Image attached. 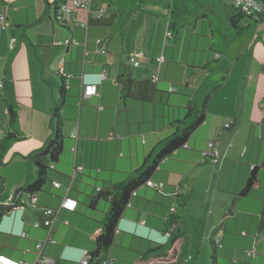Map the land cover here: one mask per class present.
Returning <instances> with one entry per match:
<instances>
[{"label":"crops","instance_id":"0c3cea01","mask_svg":"<svg viewBox=\"0 0 264 264\" xmlns=\"http://www.w3.org/2000/svg\"><path fill=\"white\" fill-rule=\"evenodd\" d=\"M89 1V10H77L71 21L60 24L55 21L56 5L48 0H0L9 21L0 37V81L6 79L9 64L24 136L0 166V207L37 181L30 155L52 136L55 104L65 87L60 161L50 170V182L37 203L0 221V256L28 264H83L87 252L95 250L94 237L110 209L109 200L99 195L136 177L159 142L177 130L176 121L189 103L194 106L196 90L211 77L204 70L211 59L223 64L226 76L208 102L206 119L187 146L152 174L151 180L163 188L145 185L132 196L118 222L109 264H192L187 253H195L194 248L200 250L195 264H202L208 238L233 264L245 259L240 244L255 246L256 254L264 251V229L259 231L264 166L254 190L241 195L254 166L264 163V17L241 20V27L252 28L224 46L233 16L225 21L205 10L186 17L175 30L170 26L174 0L164 10L137 0L141 3L125 16L115 0ZM216 38L222 47L214 45ZM69 39L78 44L59 45ZM99 41L106 54L99 52ZM133 56L138 67L130 62ZM62 61L72 78L60 74ZM129 79H157L154 103L127 97ZM87 83L98 84V95L81 100ZM229 122L231 128L224 129ZM10 131L1 93L0 139ZM211 142L219 163L202 164ZM206 167L208 173L203 172ZM68 189L79 202L76 211L61 210L53 228L55 243H45L48 230L35 223L43 221V209L61 208ZM183 196L187 200L180 210ZM241 209L254 217H242ZM177 214L180 219L170 230L178 237L166 242V223ZM194 224L203 233L198 246H193ZM39 243H45L42 250ZM259 261L264 262L254 257L252 264Z\"/></svg>","mask_w":264,"mask_h":264},{"label":"trees","instance_id":"16d2710c","mask_svg":"<svg viewBox=\"0 0 264 264\" xmlns=\"http://www.w3.org/2000/svg\"><path fill=\"white\" fill-rule=\"evenodd\" d=\"M133 1V0H132ZM115 0L113 4L120 7V16H125L130 14L139 5L136 4L135 0ZM189 1L192 5H189ZM194 2V4H193ZM173 6L170 9L172 24L171 29L178 28L183 25L186 17L196 15L201 11H210L218 15L221 14L222 20L230 21L229 16H233V25H231L232 30L229 35L225 36L224 46L230 41L238 36L249 31L252 26L241 27L239 23L244 18L254 20L250 17L245 16L240 11L236 10L232 5L226 3L222 0H174ZM229 12H232L231 14ZM202 13V12H201ZM229 13V14H228ZM187 15V16H186ZM198 19V16L196 17ZM101 18H99L100 20ZM124 24H121L122 27ZM215 24H212V26ZM210 63V62H209ZM208 63V64H209ZM10 68L9 64L6 67V79L3 81L4 89L3 102L6 110V115L8 117V125L11 129L4 138L0 139V166L4 164L6 154L11 149L13 144L22 140L24 138L19 125L18 111H17V101L14 89V84L12 79L9 77ZM157 81L155 80H132L129 79L126 83V96L129 98H134L146 103H154L155 92L157 91ZM221 81H211L210 78L205 80L199 88L196 90L193 96V104L190 103L187 106V113L185 117L181 120L176 121L177 130L170 136L162 139L155 149L151 152L148 160L143 167L136 171V177L129 178L123 183L112 185L109 190L103 189L99 195L101 198L109 200L110 209L105 213L104 220L102 221V228L99 233L94 237L96 247L95 250L87 252L88 264H106L110 262L111 259V249L114 246L115 234L117 230V225L119 220L122 218L125 209L130 204V200L133 195H136L138 189L142 186H147L148 181L151 180L152 174L158 169L160 164L170 158L177 151L184 149L190 137L194 132L204 123L207 114L208 102L213 95V93L219 88ZM65 87L61 89L60 99L56 101L54 109V126L53 133L50 137L48 143L40 150L35 151L30 155L34 160L37 181L29 186L24 191H18L11 203L3 205L0 207V221L3 217L8 216L14 212L24 210L27 208L25 195L33 198L41 192L50 182L49 172L53 170L55 166L59 163L61 155L63 153L64 136L62 134L63 119L61 116V110L65 105ZM52 142V147L48 155H45L46 149ZM211 163L209 161H202V164ZM262 165L254 166L249 181L246 187L242 190V196H249L255 186L259 183L258 173L262 169ZM156 190V189H155ZM180 210L185 205L187 200L186 196L180 197ZM79 203V202H78ZM94 205V201H91ZM180 215L172 216L170 220L167 221L166 226L169 230L168 232L173 233L170 230L178 222ZM264 229V213L260 217V230ZM178 237L177 234H171ZM212 245V264L218 263V250L220 246L216 241L211 242Z\"/></svg>","mask_w":264,"mask_h":264},{"label":"built area","instance_id":"2783aa9c","mask_svg":"<svg viewBox=\"0 0 264 264\" xmlns=\"http://www.w3.org/2000/svg\"><path fill=\"white\" fill-rule=\"evenodd\" d=\"M51 4L56 5V14H55V21L60 24L67 23V21H71V19L74 16V13L77 10H89L90 9V1L89 0H48ZM226 3L232 5L236 10L243 13L245 16L250 17L256 21L260 20L262 17H264V4L258 2L257 0H222ZM9 27V21L8 17L6 16V13L0 9V37L2 33H4ZM15 43L16 39H13L10 45V49H15ZM72 44H78L73 42L72 40H66L65 42L59 43V45H72ZM100 46H102L99 50L100 53L106 54L108 51L104 44H102L101 41L98 42ZM161 60V59H160ZM162 61V60H161ZM130 62L135 66L138 67L140 63L137 61L136 57L133 56L130 58ZM60 74L62 76L66 77L67 79L72 78L71 75H66L64 72L63 67V61L60 64ZM106 78V73L101 75V80H104ZM158 79V78H157ZM157 79H154L155 81H158ZM4 89V83L3 81H0V94L2 93ZM98 95V84L95 83H87L84 84V89L82 93L81 100H90L94 96ZM233 122L226 123L224 125V129H230ZM220 136L222 135V131H220ZM74 137H77L76 135ZM215 148V142H211L208 146V149L203 153V161H209L213 164L219 163V158L214 153ZM54 186L56 188H61L60 183H55ZM147 186L152 189H161L163 188V184L157 185L153 181H148ZM69 189L67 190V194L63 198L61 208L60 209H53V208H45L43 209V221L36 222L35 227L40 228L44 226L48 230V236L45 243H55V241L52 238L53 234V228L55 223L59 219V214L61 210H67V211H76V208L78 206V201L68 194ZM15 196L11 197L9 200V203L12 202L13 198ZM29 197V196H28ZM31 200V205H29L28 200L24 201L27 204V207L34 206L38 201V195H35L33 198L29 197ZM166 242L170 239L171 234L170 232L166 233ZM45 243H39L37 245V248L42 250ZM254 252H250L249 254L252 255ZM256 254V252H255ZM87 256V255H86ZM85 256L83 260V264H88V258ZM46 262H51L50 259H46ZM0 264H28L25 262H19L12 260L5 256H0ZM108 264V263H106Z\"/></svg>","mask_w":264,"mask_h":264},{"label":"rangeland","instance_id":"374dc122","mask_svg":"<svg viewBox=\"0 0 264 264\" xmlns=\"http://www.w3.org/2000/svg\"><path fill=\"white\" fill-rule=\"evenodd\" d=\"M136 1L137 0H135V2ZM142 2H146L147 4H150L152 6H154V5L157 4V5H159L161 7L162 10H164V9H168L169 8L168 2L170 3L171 0H169V1H166V0H143ZM137 3H141V1H137L136 4ZM213 41L215 43L214 44L215 46H218L219 45V47H222L221 43L223 41H221L218 38L214 39ZM192 50H193L192 51V53H193L194 52V48H192ZM222 66H223L222 63H218L217 60L211 59L208 67L207 68L204 67V70L206 69V71H208L209 73H211V77H210V80L211 81H218V80H220V78L226 76V75H224L223 71H221L222 70ZM192 78L195 79L196 77L194 76ZM185 112L186 111H184V113L182 115V119L185 117ZM258 128L260 129V125H258ZM259 134H260V130H259ZM259 134L257 135V138H260V135ZM208 167L209 168H213L210 165ZM208 167L204 168L203 169V172L208 173L210 171V170L209 171H206L208 169ZM203 177H205V174L203 175ZM29 205H31V202L30 201H29ZM240 212H241V216L242 217L245 216L246 218L248 217V219H252L254 217L253 215H250L248 213H244V211L242 209H241ZM247 215H249V216H247ZM239 234L241 235L242 233H239ZM202 235H203L202 230L199 229V227L194 224L193 225V231H192L193 246H198L199 245V243L201 242V239H202ZM209 240H210L209 238L206 240V245L208 247V252L207 253H203L202 256H203L204 259H203V263L202 264H212V254H213V250H212V245L210 244ZM220 249L218 250L219 258H218V263L217 264H229V262H231L233 264V260L232 259H231V261H228V259H229L228 257H223L222 255H220V253L222 252V250H220ZM193 250H194V252L196 254L195 253H187V256L190 258V255H191L192 261H190V263L195 264V262H197V259L199 258V251L200 250L198 248H194ZM240 250L245 255V259H243V258L240 259V260L237 259V261H236L237 264H252L253 263L252 260H253L254 257L263 258V260H264V251L257 250L258 252H257V254H255V252H256L255 246H252V248H248L247 249V248L241 246V244H240ZM250 252H254V253L252 255H250L249 254ZM257 264H264V262L259 261V262H257Z\"/></svg>","mask_w":264,"mask_h":264},{"label":"water","instance_id":"95a60500","mask_svg":"<svg viewBox=\"0 0 264 264\" xmlns=\"http://www.w3.org/2000/svg\"><path fill=\"white\" fill-rule=\"evenodd\" d=\"M51 147H52V142L50 143L49 147L46 149V151L44 153L45 155H48L49 154V152L51 150Z\"/></svg>","mask_w":264,"mask_h":264}]
</instances>
